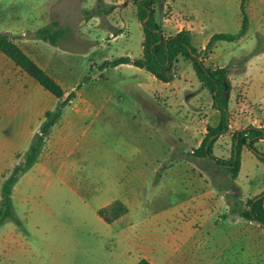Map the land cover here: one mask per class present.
Returning a JSON list of instances; mask_svg holds the SVG:
<instances>
[{
    "label": "rangeland",
    "instance_id": "1",
    "mask_svg": "<svg viewBox=\"0 0 264 264\" xmlns=\"http://www.w3.org/2000/svg\"><path fill=\"white\" fill-rule=\"evenodd\" d=\"M96 2L0 0L1 34L24 30L18 36L26 47L33 38L31 31L56 19L63 33L55 46L72 53L67 57L70 75L64 85L103 92L100 121L86 128H73L71 140L59 152L52 149L46 138L37 162L13 184L12 211L20 224L9 218L0 225V264H128V251L134 252L129 250L124 235L137 247L154 248L163 257L172 249L171 234L180 222L176 212L194 202L189 196L197 185L191 182V176L201 175L216 192L230 187L235 198L240 197L239 188L247 196L245 201L264 192V164L251 150L243 147L234 179L213 160L193 153L206 133V126L218 121L219 112L188 60L178 57L173 62V78L168 82L154 78L145 69L109 68L100 75L99 65L106 58L138 56L142 34L135 13L127 12L128 8L126 13L121 12L125 7L122 3L114 12L85 19L83 10L95 8ZM239 5L240 0H164L157 18L161 24L173 12L177 15L193 12L204 22L205 33L236 34L241 19ZM249 12L252 21L245 33L234 42L220 41L223 48L219 50V60L205 61L210 67L224 60L233 65L228 105L233 113L235 107L241 106L240 126L244 127L251 122L264 123V113L253 112L254 103L247 99V83L235 76L245 58L256 52L257 46H263L258 40L255 11L249 8ZM120 19L128 34L106 44L109 31L115 29L113 24L120 23ZM101 41L103 47H96ZM57 58L61 60L58 55ZM236 116L234 113L228 130L213 143L212 152L217 157L227 159L231 154L232 134L239 128ZM4 125L0 118V167L8 168L22 160L21 150L28 144L15 143L3 132ZM254 146L264 152V138ZM71 148L72 154L68 152ZM62 163L65 166L59 167ZM137 190L139 193L134 192ZM173 190L176 192L172 193ZM181 195L183 200L179 198ZM111 196L122 199L139 196L137 201L141 204L131 209L130 220L106 223L97 211ZM152 197L162 198L159 201L170 205L161 208L147 204ZM196 202L202 205V210L196 214L187 212L186 218L201 221L213 206L221 207L230 216L219 199L209 201L200 197ZM244 222L240 219L234 223L231 217H226L215 226L205 224L202 227L205 239L195 256L188 254L189 264H264V238L261 263L260 253L251 254L255 233L250 234ZM184 233L188 234L186 230ZM258 233L256 243L260 246ZM230 235L231 244L225 247V237ZM245 241L240 250L239 243Z\"/></svg>",
    "mask_w": 264,
    "mask_h": 264
},
{
    "label": "crops",
    "instance_id": "2",
    "mask_svg": "<svg viewBox=\"0 0 264 264\" xmlns=\"http://www.w3.org/2000/svg\"><path fill=\"white\" fill-rule=\"evenodd\" d=\"M103 2L105 4L115 5L113 10L110 12L116 11L118 9L117 5L119 3L125 4V7H123V11H121L122 13L125 12L126 8H128L127 12L133 11L135 13L136 11L135 5L130 0L127 1L103 0ZM50 5L51 3L49 1V3H47V10L50 7ZM249 8L250 10L252 9V11H255L254 16L256 17V26H257L256 30H258L259 31L258 33L264 37V0H246L245 10L248 15V25L252 21V15L249 12ZM119 22L120 23L113 24V27H115V29L113 31H109L108 34L109 38H106L105 40L106 44H111L112 42H116L118 39L128 34L127 26L126 25L124 26L121 19ZM160 25L162 32L165 35L173 34L182 28L188 29L191 32V42L198 50H202L205 47L210 36L216 33V32L205 33L204 22L201 19H199V17L193 12H183V13H179L178 15L174 14L173 12V14H171L170 16L165 17ZM35 30L31 32H34ZM102 31L104 32V30ZM7 32L9 34L18 36V34H23L25 31L12 30ZM141 34H142V29H141ZM141 40H142V35H141ZM39 41L42 40L33 37L32 41L29 43V46L26 45V47H23L22 46L23 39H21L19 36L17 39H15V42L19 45V47L26 54H28L40 67H42L50 76H52L57 81V83H59V85L63 90V94L66 95L68 91L74 89L73 86L64 85L65 80L70 75V64L68 62L66 63V61H67V57L72 55V53L65 49H57V46L49 44L48 42L45 41H42V43L43 42L48 43L49 46L46 44H40ZM220 41L222 40L214 42L210 51L203 56L204 63L207 59L210 60L212 58H216V60H219V58L221 57V55L219 54V50L223 48V46L219 44ZM95 45L96 47L102 48L104 43L103 41H101L99 43H96ZM58 52L59 54H57ZM141 53H142V47H141ZM141 53L138 56H140ZM57 55L60 57L61 60L57 58ZM128 56L135 57L132 55H128ZM105 60H109V59L106 58ZM243 62L244 63L239 66L240 68L239 73L235 74V76L237 77L238 80L241 81L244 80L247 83L245 84V88L246 85L248 88V93H246L247 99L252 100L254 103V107L252 108L253 112L264 113V44L256 52L250 54L247 58H245ZM227 64H229L227 63V60H224V62L222 63L218 61L217 64H215L213 67L224 66ZM122 67L126 69H132L133 71H140V69H143L134 66L130 63H120L113 67H105L99 70V73L100 75H102L109 68L118 69ZM232 74H233V65L231 67L229 78L232 77L231 76ZM27 77L30 76H28L25 72L21 71L20 68L11 61V59H9L6 55H4L0 51V118L2 119V122H5L4 125L5 128L3 127V132H5V135L7 136L9 135L10 138L12 137L15 143L20 142L21 144L29 145V142L33 134L36 132L38 126L40 125L43 119L44 112L46 110L53 109L56 103L58 102V99L54 97L51 93L43 89L39 84H38L39 86L33 84V82H31V80H29V78ZM102 97H103V92L97 89H89V90L76 89L75 95L64 107L59 119L51 127V130L48 136L46 137L47 140L51 142V147L53 150L59 152L63 149L62 145L69 142L72 138L71 133L73 128H77L81 126H85L86 128L89 124L92 125L94 122L98 123L100 121L99 115L103 110ZM234 113L235 115H237L236 117L239 123V128H243L244 126H240L241 117L243 113V109L241 108V106H237V108L235 107ZM234 113L232 110V106L228 105V114H229L228 127L231 124ZM253 123L254 122H251L252 125H255ZM255 126L264 128V123L262 125L257 123ZM12 130H14V132H12ZM26 149H22L21 152L25 151ZM241 151H243V148ZM68 152L72 154L74 152V149L71 148L68 150ZM75 161H71V163ZM64 166L65 163L59 165V167H64ZM12 167H8V168L0 167V187L4 179L10 173ZM190 179H192L191 182L195 183V186L197 185V187L191 191V195L189 196L190 199L192 198L194 199V202H191L190 206H184V207L182 206V208H180L176 212L180 217V222L179 224L176 225L175 231L171 234V237H173L175 242L174 241L172 242L171 245L172 249L170 250V252L164 254L163 257L158 256L154 248L144 247L143 245L137 247L129 237H125L124 235L122 236V238L129 246V250L132 249V252H134L132 254L131 251H128V253H130L128 264H134L140 258L147 259L151 264H189L191 259L188 260V254L191 253L192 256H195L197 253L196 251L198 249V246H200L202 241L205 239L202 234V227L205 224L215 226L214 223L223 220L226 217H231V220L234 223L239 222L240 219H244L245 221L244 223L247 224L249 233L250 234L255 233L256 240H255V245H251V247H253V249H251V254L258 255V253H260L261 263H262L261 254H262V238H264V228L260 226L257 222L247 220L239 216L238 213H233L231 211H229L230 216H227L226 212L220 210L221 207L216 209V206H213V208L215 207L214 209H210L209 211H206V214L201 221H196V220L193 221L190 218H186L187 212L192 211L196 214L197 211L202 210V205L196 202V199L200 197L201 198L204 197L209 201L211 199H215V200L219 199L222 201L221 203L223 204L222 207H224L225 210L229 209L226 194H231L232 192L230 187L224 188L222 191L216 192L215 190L208 187L209 182L208 181L206 182L204 180L205 178L199 174L195 176H191ZM134 192L139 193L138 190ZM171 192L173 193L176 191L173 190ZM238 192L240 193V197L237 198L240 201H242L243 205H245L246 201L244 200V198L247 196L243 195L239 188H238ZM139 198H140L139 196H131L128 199H122L118 196H111L103 203V205L100 208L106 207L109 204H111L113 201L118 200L126 207V210L123 213L111 219L110 221H105L103 217H101L98 214V212L97 214L106 223H114L115 221H118L120 219L130 220L128 218L129 217L128 215H130L131 209L135 207L137 204H141L140 201H137V199L139 200ZM152 198H153L152 200H147L146 203L155 204L154 206L159 205L161 208H166L168 207L167 205H170L169 202L162 203V201H159L162 200V198L159 199L154 197ZM179 198L181 200L184 199L183 195H181ZM263 204H264V199H263ZM184 230H186L188 234L185 235ZM258 231H260L261 247L258 246V243H256L258 240V234H259ZM225 239H226L225 247H228L231 244V235L226 236ZM245 244L246 241L239 243L238 245L239 249L243 250Z\"/></svg>",
    "mask_w": 264,
    "mask_h": 264
},
{
    "label": "trees",
    "instance_id": "3",
    "mask_svg": "<svg viewBox=\"0 0 264 264\" xmlns=\"http://www.w3.org/2000/svg\"><path fill=\"white\" fill-rule=\"evenodd\" d=\"M96 6L93 9H84L83 17L88 19L93 15L100 13L108 14L115 7L114 4H104L103 0H96ZM135 5V13L141 24L142 53L138 57H130L121 55L109 60H104L99 65V69L105 67H113L120 63H130L140 67L151 73L155 78L168 82L173 78L172 65L177 57H181L191 64L195 71L198 81L206 87L211 93L212 104L219 112V118L216 124L207 125L206 133L199 145L193 150L197 156H206L213 160L215 164L222 166L228 171L231 178H235L240 168V153L243 147L251 150L264 164V152L258 151L254 143L264 138V128L252 124L235 130L232 134V149L229 158L224 159L217 157L212 152V146L217 136L228 130L229 114H228V92L231 89V81L229 74L231 72V64L224 66L210 67L203 61V56L207 54L213 43L219 40L234 42L241 37L248 27V15L245 10L246 0H240L241 22L239 30L236 34L228 32H216L212 34L202 50H198L191 42V32L182 28L173 34L165 35L162 32L157 13L162 10L164 0H130ZM63 33L59 22L51 19L45 25L38 27L33 32V37L52 45H58L60 37ZM259 43L264 44V37L258 34ZM18 36L9 34L5 36L0 33V51L6 55L11 61L34 79L43 89L51 93L58 99L53 109L46 110L43 119L33 134L27 149L24 151L22 160L15 164L10 173L4 179L0 187V225L6 219H13L17 224L20 221L13 215L11 203L12 186L20 174L25 172L37 158L44 145L51 127L59 119L64 107L75 95L74 89L63 94V90L59 83L50 76L42 67H40L28 54H26L15 42ZM262 46V45H261ZM257 46V47H261ZM87 77L83 78L86 80ZM227 91V94H224ZM64 95V96H63ZM229 188V187H228ZM262 195L256 194L248 198L243 205L242 201L226 194L229 211L238 213L239 216L257 222L264 227V192ZM126 207L118 200L113 201L106 207L99 208L98 214L105 221H110L114 217L123 213ZM134 264H151L147 259L140 258Z\"/></svg>",
    "mask_w": 264,
    "mask_h": 264
},
{
    "label": "water",
    "instance_id": "4",
    "mask_svg": "<svg viewBox=\"0 0 264 264\" xmlns=\"http://www.w3.org/2000/svg\"><path fill=\"white\" fill-rule=\"evenodd\" d=\"M2 34L5 35V36H9L8 32H2ZM224 94H227V91H224Z\"/></svg>",
    "mask_w": 264,
    "mask_h": 264
}]
</instances>
